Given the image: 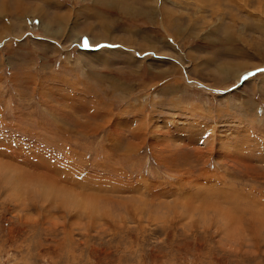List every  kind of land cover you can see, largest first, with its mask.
Instances as JSON below:
<instances>
[{"label": "rangeland", "instance_id": "1", "mask_svg": "<svg viewBox=\"0 0 264 264\" xmlns=\"http://www.w3.org/2000/svg\"><path fill=\"white\" fill-rule=\"evenodd\" d=\"M0 12V264H264V0Z\"/></svg>", "mask_w": 264, "mask_h": 264}, {"label": "crops", "instance_id": "2", "mask_svg": "<svg viewBox=\"0 0 264 264\" xmlns=\"http://www.w3.org/2000/svg\"><path fill=\"white\" fill-rule=\"evenodd\" d=\"M0 17H2L1 12H0Z\"/></svg>", "mask_w": 264, "mask_h": 264}, {"label": "bare ground", "instance_id": "3", "mask_svg": "<svg viewBox=\"0 0 264 264\" xmlns=\"http://www.w3.org/2000/svg\"><path fill=\"white\" fill-rule=\"evenodd\" d=\"M47 189V188H46Z\"/></svg>", "mask_w": 264, "mask_h": 264}]
</instances>
